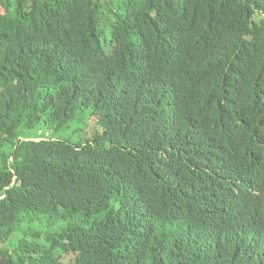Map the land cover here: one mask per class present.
Segmentation results:
<instances>
[{
	"label": "trees",
	"instance_id": "16d2710c",
	"mask_svg": "<svg viewBox=\"0 0 264 264\" xmlns=\"http://www.w3.org/2000/svg\"><path fill=\"white\" fill-rule=\"evenodd\" d=\"M107 7L0 0V264H264V0Z\"/></svg>",
	"mask_w": 264,
	"mask_h": 264
},
{
	"label": "rangeland",
	"instance_id": "374dc122",
	"mask_svg": "<svg viewBox=\"0 0 264 264\" xmlns=\"http://www.w3.org/2000/svg\"><path fill=\"white\" fill-rule=\"evenodd\" d=\"M111 1H112V4L117 7L119 5V3H120L121 0H102V3L105 5V10L106 11H107V8H108L107 5L111 4ZM89 124H90V126H88L86 128L87 131L90 130V128L92 127L93 122L90 121ZM77 129L78 130L76 132L70 134V137H72L73 140H79L81 138V135L80 134L82 132V127H78ZM43 131H46V130L44 129ZM40 134H42V135H44L46 137H51V131H47L46 133H43L42 131H40ZM52 134L54 135L55 138L58 135L59 136L66 135V134H62V133H58V135H57V133H55V132H52Z\"/></svg>",
	"mask_w": 264,
	"mask_h": 264
}]
</instances>
